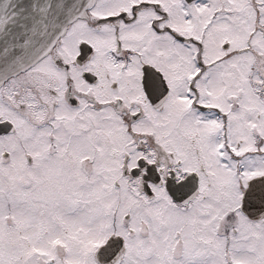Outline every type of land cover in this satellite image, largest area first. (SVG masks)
I'll use <instances>...</instances> for the list:
<instances>
[{"label": "snow or ice", "instance_id": "snow-or-ice-1", "mask_svg": "<svg viewBox=\"0 0 264 264\" xmlns=\"http://www.w3.org/2000/svg\"><path fill=\"white\" fill-rule=\"evenodd\" d=\"M0 264H264V0H0Z\"/></svg>", "mask_w": 264, "mask_h": 264}]
</instances>
